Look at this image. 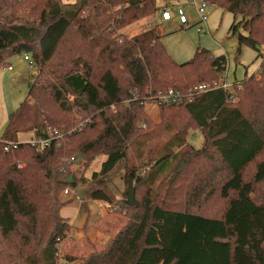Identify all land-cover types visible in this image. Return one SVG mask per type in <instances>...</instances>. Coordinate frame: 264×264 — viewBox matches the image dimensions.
Masks as SVG:
<instances>
[{
    "label": "trees",
    "instance_id": "trees-1",
    "mask_svg": "<svg viewBox=\"0 0 264 264\" xmlns=\"http://www.w3.org/2000/svg\"><path fill=\"white\" fill-rule=\"evenodd\" d=\"M205 1L241 16L246 33L238 34V43L255 48L261 62L257 75L231 90L212 87L187 98L195 86L216 83L223 56L196 49L176 63L156 29L118 32L160 12L167 0L162 7L157 0H0V67L27 53L37 69L0 135V146L17 143L0 150V264H62L58 245L70 228L59 214L62 157L84 153L85 139L71 150L65 146L72 136L66 143L32 141L60 128L73 105L102 122L110 140L91 178L125 159L124 176L134 194L141 189V200L132 206L121 201L116 209L127 218L123 227L97 252L64 255L67 264H264V0ZM169 89L182 100L157 105L174 133L144 162L129 163L126 143L147 136L136 124L144 103ZM194 130L202 134L200 148L186 141ZM20 133L32 138L19 141ZM201 157L213 162L197 164ZM85 196L114 201L102 182Z\"/></svg>",
    "mask_w": 264,
    "mask_h": 264
},
{
    "label": "rangeland",
    "instance_id": "rangeland-1",
    "mask_svg": "<svg viewBox=\"0 0 264 264\" xmlns=\"http://www.w3.org/2000/svg\"><path fill=\"white\" fill-rule=\"evenodd\" d=\"M61 1L64 3H71L74 0ZM185 3H188V0H167V5L170 8L176 4L183 5ZM163 5L164 1L157 0V6L162 7ZM186 9L192 19V23L189 27H182L178 23L174 22V16L172 17L173 21L170 20L162 22L158 19V13L155 12L125 26L122 29H119L118 32L124 33L126 36H132L147 28L155 29V27L159 25V30H156L163 34V38L160 40L168 55L173 53L180 55L182 53L180 56L171 57L174 62L183 63L188 61L191 57L188 58L186 56V50L190 49L192 53H194L196 49L207 50L211 56H224L226 67L224 76L226 82L231 84V86L236 82L240 83L252 74L257 75V70L261 62L260 54L255 48L246 44L238 43V34L246 33L242 25L238 24L241 18L240 15H233L232 13L219 8L214 4L208 3L206 7L207 19L205 24L203 23L197 28V24L194 22H197L198 15L192 6L187 5ZM234 24L237 26L235 31L231 29ZM30 63L31 66L28 62L23 60L22 54H16L9 59V64L12 68L11 71L4 70L5 66L0 67V133L4 129L7 122L8 114L13 112L20 102L26 97L28 83L32 80V75L35 74L36 76L37 69L33 65L32 61ZM221 73H223V71H221ZM239 86L241 87L240 84ZM229 90H231V88H229ZM233 93L234 91L232 94ZM236 100L237 96L234 93L233 102ZM127 103L128 101L125 102V104ZM115 110L116 109L113 107L110 111L114 112ZM142 111L143 113L141 114V119H139L136 124L140 129H142L141 131L146 132L147 136L138 138V142L140 143L137 141L133 143H126L127 160L129 163L134 165L141 163V161L144 162L150 155H153L157 151V148L166 142L171 137L172 133H174V128H169L163 124L164 122L157 104L152 101L145 102ZM64 115V121H62L59 125L60 128H57L62 131V138H58L59 142L66 143L69 136H72L70 144L65 146V148L68 146V150H71L74 148V142L76 144L78 140L84 138L85 141L83 143V148H85L86 151H84V153L73 152L69 156L62 157L64 167L61 170L62 175L60 174V178L62 180L63 187L59 193V200L62 201L64 205L60 208L59 214L64 218L66 217L67 222H69L67 218L72 217L75 212V205L77 203L75 201L76 194L81 196L84 194V198L87 199L85 193L83 192L86 186L84 187L82 184L88 183L86 185L90 188L92 186H96L97 182H102L108 191L113 195L114 201L113 203H107L108 209H112L120 213L116 208L119 203L121 201L123 203V200L126 198L127 188V180L124 176L123 169L125 159L117 162L113 169L103 176H100L97 179L91 178L94 171L100 170L101 162L106 158V153L102 152L103 149L101 146L110 142V140L103 137L104 126L102 122L98 121V119L93 120L92 115L87 111L73 105L71 112L67 114L63 113V116ZM145 121L148 124L147 127L145 126ZM87 123L92 124V129L86 130L83 134H81V132H83L81 131L82 128ZM202 140V134L198 130L191 131L186 137L187 143L194 148H200L202 146ZM196 161L197 164H201V161L203 164L213 162L212 159L209 160L206 157H201V159L198 158ZM20 166H22V164H20ZM164 178H166V176ZM160 180L161 176H158L156 184ZM73 185L78 186L74 189ZM134 186V183H132V187ZM262 188L263 190L261 191V195L264 194V186H262ZM65 189H68L69 193L67 192L65 194ZM71 189L73 192H70ZM139 191L141 192V189H137V193L135 191V202H139L141 200V193ZM178 194L180 193L177 192L172 196ZM68 198L73 199L75 202H68ZM211 199H209V201ZM209 201L207 202L208 205L211 204ZM88 204L90 205V211L95 213L96 208L90 203ZM75 225H78V221L74 222V226ZM103 245L104 243L97 246L92 245L93 247H87V252L85 254H81L76 257H84L93 251L97 252L103 247ZM64 255L71 254H63L60 252L58 245V257L61 259L62 264H67L62 258ZM79 263L80 259H76L71 264Z\"/></svg>",
    "mask_w": 264,
    "mask_h": 264
},
{
    "label": "crops",
    "instance_id": "crops-1",
    "mask_svg": "<svg viewBox=\"0 0 264 264\" xmlns=\"http://www.w3.org/2000/svg\"><path fill=\"white\" fill-rule=\"evenodd\" d=\"M158 15H159L158 19H160L162 22H166V20H162L160 18L159 12ZM158 26L159 25H157L155 29L159 30ZM157 32L161 36V38H163V34L160 31ZM173 54H171L170 57L180 56L182 53L180 55H177L176 53ZM185 54L188 58H190L192 57L191 55H193L194 53H192V51L189 49L185 51ZM225 69L222 71L224 72ZM4 70L11 71L12 68L10 66V69L5 68ZM31 138H32L31 133H20L18 135L19 141H28ZM86 184L88 183L82 184V186L84 187L86 186V188L83 191L84 193L88 189V185ZM76 186L78 185H75L74 189L76 188ZM70 192H73L72 189ZM76 196H75L76 199L75 201L77 203L75 205V212L72 215V217L67 218L69 221L68 223L70 225V228L67 233V236L59 244V251L62 252L63 254H71L78 256L81 254H85L87 252V247H90L92 245L94 246L101 245L105 243L108 239L113 238L114 235L123 227V225L127 220L122 214L112 209H108V204L105 201L85 199L84 194H82V196L76 194ZM68 200H69L68 202L74 201L71 198H68ZM88 203H90L92 206L96 208L95 213L90 211L89 208L90 205ZM76 221H78V225L74 226V222Z\"/></svg>",
    "mask_w": 264,
    "mask_h": 264
},
{
    "label": "built area",
    "instance_id": "built-area-1",
    "mask_svg": "<svg viewBox=\"0 0 264 264\" xmlns=\"http://www.w3.org/2000/svg\"><path fill=\"white\" fill-rule=\"evenodd\" d=\"M207 2L205 0H188V3L185 4H176L175 6H173L172 8L166 6L164 9H162L159 14H160V18L162 20H173V16H174V21H176L180 26L182 27H189L192 23V19L190 14L187 12V5H190L193 7V9L195 10L196 14L198 15V20L197 22H194L197 24V28L200 27L207 19V13H206V7H207ZM23 60L28 62V64L31 66V61H30V57L28 56L27 53H23ZM7 69H10V66L5 67ZM212 87H221L225 90H229V88H231V84H228L225 80V76H224V72L218 73V80L216 81V83L210 85V84H199L197 86H195L192 90H190V92L188 93V95L186 96L187 98H190L193 93H197V92H202V91H206L209 88ZM240 87V86H239ZM182 100V96L179 95V93L177 91H174L172 89L167 90L163 95L158 96L157 98H155L154 101H152L155 104H159L160 102H168V101H172V102H179ZM62 138V131L54 128V129H50L48 131V135L47 138L44 139L41 142H36V141H32L33 144H38V145H44L47 144L49 141L57 139L58 138ZM15 142H7L4 143L3 145L0 146V150L2 151H9L13 148L16 147ZM68 192V189L64 190V193L66 194Z\"/></svg>",
    "mask_w": 264,
    "mask_h": 264
},
{
    "label": "water",
    "instance_id": "water-1",
    "mask_svg": "<svg viewBox=\"0 0 264 264\" xmlns=\"http://www.w3.org/2000/svg\"><path fill=\"white\" fill-rule=\"evenodd\" d=\"M165 1V0H162ZM126 206H132L135 204L134 190L130 179L127 180L126 198L123 200Z\"/></svg>",
    "mask_w": 264,
    "mask_h": 264
}]
</instances>
